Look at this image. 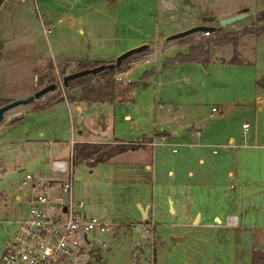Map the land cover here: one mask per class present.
Instances as JSON below:
<instances>
[{"label":"rangeland","instance_id":"1","mask_svg":"<svg viewBox=\"0 0 264 264\" xmlns=\"http://www.w3.org/2000/svg\"><path fill=\"white\" fill-rule=\"evenodd\" d=\"M100 1L102 0H27L26 2L10 0L2 4L0 6V75L9 76L10 79L6 85H1V91L4 90L11 95L17 90V85L13 83L17 78L13 76L18 75L15 62L18 56L14 53L13 45L19 41L21 43L23 39H30L31 43L35 42L36 49L48 58L51 57L48 46L50 42L53 49H58L60 52L71 49L75 51L74 53L86 55L90 51L92 55H89V59H93L98 51L107 53L113 51L122 42L114 40L116 37H143L152 42L155 17L158 30L165 26L168 31L173 30L174 33L188 29L187 26L192 25L200 15H218L223 10L238 7L245 1L250 8L247 12L250 16L243 23L248 26L255 25L258 17V14L253 15L254 0H159L156 10H154V0H120L116 10L118 23L114 26L111 16L114 10L106 8ZM131 9L136 10L130 12ZM236 26L240 29L243 24L238 22ZM79 28H82V32L77 30ZM24 33H29L30 37H24ZM159 35L162 38L160 41H163L162 33L160 32ZM190 39L193 38L186 37L174 43H185ZM250 43V36H246L238 45L239 49L243 46L246 52L244 57L247 58H251L248 56L251 50ZM211 47L209 56L213 62L228 58L232 53L230 45L213 44ZM153 59L156 60L155 57ZM217 62H214L215 65L210 63L211 66L200 67L203 70L201 76L206 79L204 84L206 89L216 90L219 94L224 92L222 96L236 98L239 93L233 73ZM184 75L192 80V73L190 75L184 71L178 76L182 78ZM138 77V73L131 74L129 79L131 82H138ZM230 84L233 87L231 89H229ZM35 101L41 102V99ZM211 101L214 102V99ZM218 103L223 104V101L219 99ZM18 107L7 112L5 117L16 111ZM252 116L251 113L246 116V120L251 124ZM9 118L13 119L12 116ZM242 121L245 120H240L238 125L237 119L231 116L224 121L223 142L226 143V136L233 135L237 145H242L234 149L236 154L229 150L227 158L222 157L223 148L220 149V146L215 145V151L219 152V155L213 156V163L216 161L218 168L214 171L215 174L211 172L207 176L213 177L217 185L226 184L227 187L230 184H238L239 180L243 182L245 186L241 189L242 196L238 198L235 206H230V209L237 214L240 223L243 219L246 228H241L237 224L231 228H201L197 235L191 237L188 253L184 254L178 245L168 253L166 264H187V262L250 264L254 251L264 253V149L259 148L256 150L258 152H254L255 150L251 151L247 148L245 143L252 144V142L250 139L243 142ZM248 131L246 136L250 135L251 128ZM3 135L4 133L0 137L2 138ZM17 138L21 139V137ZM26 138L30 139L25 136L23 139L27 140ZM135 144L141 146L140 143ZM244 144L246 147L243 146ZM29 147L26 142L20 140L10 143L0 142V198L5 197L4 204L7 205V209H4L3 203H0V212L2 211L0 220H17L26 215L30 189L21 186L26 173L39 174L43 180L54 177L50 163L47 162L48 156L43 158L37 153V158L39 156L37 159L33 156L34 151L37 150ZM61 147L62 151L57 148L56 153H53L54 159L69 158L68 144ZM174 149H179V152L173 153L167 146L158 147L152 155L153 158L150 155L151 149H146V155L149 157L147 161L151 166L148 172L143 170L141 163H137L140 155L134 152V149L129 151L123 161L116 159L91 165L89 161L75 160L74 202L81 201L87 215L101 220L116 221L114 232L99 236L100 240L107 242V246L99 252V264H148L151 246L157 244V248H160L162 243L173 239L171 232H163L172 231L174 223L182 224L190 217L188 212L178 214L181 211L180 207L193 209L195 202L200 201L190 198L191 193L187 187L189 178L186 176L187 169L196 171L198 165L191 163L188 156L182 157V149L178 146ZM39 162L42 167L37 165ZM206 167L207 165L204 169ZM234 168L239 174L238 179L225 175L227 169ZM168 169L173 170V176L167 175ZM205 171L204 175L207 174L208 168ZM140 190L145 194V199H141L142 202L145 203L147 199L152 204L155 226H150V222L146 220L140 221L142 215L135 202ZM217 192L214 193L215 196ZM16 196H20V199L16 200ZM173 210L178 211V214L172 213ZM223 218L225 221L226 217ZM6 234L5 223L0 222V257L4 251Z\"/></svg>","mask_w":264,"mask_h":264},{"label":"crops","instance_id":"2","mask_svg":"<svg viewBox=\"0 0 264 264\" xmlns=\"http://www.w3.org/2000/svg\"><path fill=\"white\" fill-rule=\"evenodd\" d=\"M8 1L10 0H4L0 6ZM20 1L26 2L27 0ZM121 1H100L106 8L114 10L111 14L114 26L118 23L116 10L119 5L117 6V3ZM158 1L154 0V10L158 9ZM254 1L252 5L254 7L253 15L258 14L264 8V0ZM247 5L248 2L245 1L238 7L223 10L218 15H200L199 19L187 27L190 28L195 25L216 27V21L242 12H248L250 8ZM260 16L264 15L258 14L255 25L252 26H260L264 23V18L260 19ZM248 17L226 25L223 28L225 31H239L241 28L237 29V23L241 22L243 24L242 27L248 26L243 23ZM157 25L158 22H156L155 17V22H153L155 33L152 34V42L143 37H116L114 40L122 42L113 51H109L108 53L98 51L93 56V59H89V55H92L90 51L86 55L74 53L75 51L71 49L70 51L66 49L65 52H60L58 49H53L50 42L48 46L51 57L49 56V58L43 52H39L36 49L35 42L31 43L30 39H23L21 43L19 41L14 44V53L18 56L17 59L19 60V62H17L18 60L15 61L18 67V75L13 76L17 78L13 82L17 85V90L11 95L4 90L1 91V85H6L10 77L0 75V101L2 99L9 102L17 98L26 97L47 85L49 83L50 71L46 63L49 61L52 62L56 74L65 65H69V67L75 66V63L78 61L87 60L89 62L100 61L102 63H109L114 61L116 56L130 48L142 44H147L148 47L141 52L131 55L126 62V70L123 71L128 74V77L131 74L138 73V82L119 86L114 92L115 97L112 101L95 103L62 99L60 101H53L47 106L38 109L35 106L40 105L43 101H34L35 103L33 102L31 105L27 104L18 107L16 111L8 114L9 116L0 122V136L4 133L3 137H0V142L24 141L30 146V149L37 150L33 153L35 158H37V153L39 156L41 154L43 158L48 156V163H50L49 160L54 159L53 153H56L55 150L57 148L61 150V146L68 144L70 151L68 142L70 138H72L74 144L99 143L113 145L129 142L140 143L141 146L135 148L134 152L140 155L139 162L137 163H141L143 170L147 172L151 166L147 161L149 157L146 155V149H151L150 155L153 158L152 155L158 147L167 146L171 148V152L178 153L179 149H174L175 146H178L182 149V157L188 156L191 163L198 165L196 171L187 169L186 176L189 178V185L187 187L191 193L189 195L190 198L196 201L199 199L200 201L195 202L193 209L187 210L180 207L179 210L181 211H179V214L178 211L173 210L172 213H177L178 215L182 212H188L190 217L182 224L174 223L172 231L163 232H171L173 238L171 240L173 241L172 245L166 252V259L163 263L166 264L168 253L178 245L179 248H182L184 254L188 253L191 247V237L194 234L197 235L200 231L199 229L233 227L227 226L224 223L223 216H236L237 226L246 228L243 219L240 223L237 214L232 212L233 209H230V206H235L238 198L242 196L241 189H244L243 187L245 186L243 182L239 180L238 184H230L227 187L226 184L217 185L213 181L214 178L207 175H210L211 172L215 174L214 171L218 168L216 161L213 163V156L219 155V152L215 151V145L220 146V149L223 148V158L229 156V150L234 153V149L242 145H237L233 135L226 136V143L223 142L224 121L230 116L236 118L239 125L240 120L249 122L246 120L248 113L253 114L252 124L249 122L251 128L250 135H245L249 131L243 132V142H247L250 139L252 144H245L251 151L255 150L254 152H258L256 151L257 149H264V92L255 85L257 78L264 72V33H258L250 37L251 50L248 56H251V58L244 57L246 52L243 50V46L240 49L238 47L241 56L251 61L250 65L229 64L228 61L232 53L228 58H221L218 62L214 61L221 64L220 66L228 68L233 73L239 96L230 98L222 96L224 92H220L219 94L216 90L206 89L204 85L206 79L204 76H201L203 75V70L200 68L201 64H167V59L173 57L176 53H186L188 51V42L170 43L166 41L167 37L174 33V31H168L165 26L158 30ZM77 30L82 32V28ZM160 32L162 33L161 37H163V41H160L162 40L159 35ZM62 33L63 31L60 32V35ZM23 36L30 37L29 33H24ZM1 47L3 46L1 45ZM170 47L173 48L171 49ZM211 50L212 47H210L209 55L211 54ZM147 59H150V61H147ZM214 62L209 56V63L202 67L215 65ZM184 71L190 75L192 73V80L185 75L179 78L178 75L184 73ZM14 78H11V80ZM39 81L41 83H38ZM230 85L229 89L233 88L232 84ZM120 89H122L121 92H119ZM211 99H214V102ZM219 99L223 101V104L218 103ZM212 107H217L219 111L213 113L212 117H209ZM10 116L13 119L17 118V120L12 121L13 119H10ZM153 123H156L154 127ZM70 129H72V133ZM24 136L30 137V139L26 138L27 140H25L23 139ZM17 137H21V139ZM245 144L243 145L244 147H246ZM129 151L122 152L108 160V162L116 159L123 161ZM37 165L42 167L41 162ZM205 165H207L205 169L208 168L206 175H204L206 173L204 169ZM167 175L173 176V170L168 169ZM225 175L235 177L236 179L239 177L235 168L233 170L227 169ZM227 190L230 191L228 192ZM216 192L217 196L214 195ZM144 197L145 194L140 190L136 195L135 202L139 208L148 207L146 219L141 217L140 221L146 220L149 222L153 220L152 204L147 199L143 203L141 199H145ZM18 199H20V196H16V200ZM218 199L219 201L217 202ZM4 201L5 197L0 198V203H3L4 209H7ZM0 214H2V211ZM140 215H142L141 210ZM187 264L190 263L187 262Z\"/></svg>","mask_w":264,"mask_h":264},{"label":"built area","instance_id":"3","mask_svg":"<svg viewBox=\"0 0 264 264\" xmlns=\"http://www.w3.org/2000/svg\"><path fill=\"white\" fill-rule=\"evenodd\" d=\"M210 33L209 30L196 32L188 39L192 37L199 40ZM114 81L115 91L119 86L131 84L126 72L115 74ZM54 82L56 89L66 99L62 75L56 73ZM121 91L122 89L119 90ZM53 92L43 95L41 101H46ZM217 111V107H212L209 117ZM152 125L154 127L156 123ZM241 126L243 132H247L250 123L242 121ZM70 132L72 133V129ZM68 142L69 158L50 161L54 177L43 180L39 174L24 175L21 186L30 189L26 215L17 220H0L7 228L0 264H99V252L107 246V242L100 240L99 236L114 232L116 221L87 215L83 210V203L74 202V141L70 138ZM236 220V216L228 215L225 224L234 226ZM149 222L150 226L156 225L153 220ZM148 264H156V245L151 246Z\"/></svg>","mask_w":264,"mask_h":264},{"label":"trees","instance_id":"4","mask_svg":"<svg viewBox=\"0 0 264 264\" xmlns=\"http://www.w3.org/2000/svg\"><path fill=\"white\" fill-rule=\"evenodd\" d=\"M4 0H0V5ZM263 19L264 16H260ZM216 27L211 31L210 35L199 40L190 39L188 41V51L186 53L178 52L173 57L167 59V64H187L196 63L205 65L209 63L210 47L214 45L232 47V55L229 59V64L234 65H250L251 61L242 57L238 45L245 36H252L258 33H264V23L260 26H244L239 31H225L220 27L219 21H216ZM126 58L123 63L114 69L104 68L96 73H88L77 78L67 81L65 86V98L67 100L88 101V102H106L112 101L115 97V81L114 76L117 73L126 70ZM102 64L100 61L89 62L87 60L78 61L75 63V69L81 70L92 68ZM50 71V76H53V81L56 80L55 68L52 62L46 63ZM67 67L69 65H66ZM94 79V81H92ZM41 83V81H39ZM255 85L258 89L264 92V72L257 78ZM64 99L62 92L55 89L52 95L40 105L35 106L36 109L43 108L53 101ZM8 101H0V106ZM14 118L12 121H16ZM139 145L134 142L116 143V144H92V143H75L73 147L74 159L76 161H89L91 165L97 162H106L111 158L125 152L127 150L138 148ZM250 264H264V253L254 251Z\"/></svg>","mask_w":264,"mask_h":264},{"label":"water","instance_id":"5","mask_svg":"<svg viewBox=\"0 0 264 264\" xmlns=\"http://www.w3.org/2000/svg\"><path fill=\"white\" fill-rule=\"evenodd\" d=\"M259 15H264V8L261 9L258 13ZM249 16V13L242 12L236 15H233L231 17H227L224 19L219 20L220 27H224L225 25L232 24L236 21H239L241 19H244ZM215 27L213 26H207V25H195L193 27H190L188 29L176 32L174 34H171L167 37L166 41L168 42H176L177 40H181L183 38L189 37L192 34L196 32H203V31H213ZM148 47L147 44H142L133 48H130L114 59V61L109 63H102L98 66L92 67V68H85L81 70H76L74 66H64L61 70H59V74L62 75L63 84L66 85L67 81L73 78L80 77L82 75L88 74V73H96L104 68L114 69L120 66L123 61L130 57L131 55L141 52L144 49ZM53 76H50L49 83L42 88L36 90L33 94H30L23 98H17L12 101H9L3 105L0 106V121L4 119L5 114L12 110L13 108H16L18 106H24L27 104L32 103L33 101L40 99L43 95L47 94L50 91H54L56 89V83L53 81ZM141 213L143 219H146L147 217V210L148 207L141 208ZM173 241H167L162 243V246L160 248H156V264H163L166 259V252L168 251L169 247L172 245Z\"/></svg>","mask_w":264,"mask_h":264}]
</instances>
